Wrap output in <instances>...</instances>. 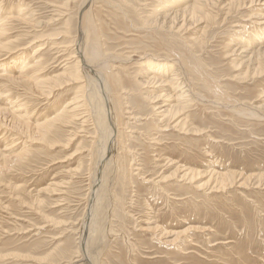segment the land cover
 <instances>
[{
	"label": "rangeland",
	"instance_id": "1",
	"mask_svg": "<svg viewBox=\"0 0 264 264\" xmlns=\"http://www.w3.org/2000/svg\"><path fill=\"white\" fill-rule=\"evenodd\" d=\"M166 1H94L116 143L97 264H264V65L248 69L241 57L247 43L264 46V0H211L208 17L180 15L174 25L163 19L183 4L163 8ZM81 2L0 0L8 28L0 38V264H85L92 114L102 107L96 89L77 82L71 46ZM152 58L183 63L179 84L190 96L182 111L159 113L177 103L165 97L170 89L145 83ZM78 97L86 106L75 110Z\"/></svg>",
	"mask_w": 264,
	"mask_h": 264
},
{
	"label": "bare ground",
	"instance_id": "2",
	"mask_svg": "<svg viewBox=\"0 0 264 264\" xmlns=\"http://www.w3.org/2000/svg\"><path fill=\"white\" fill-rule=\"evenodd\" d=\"M94 1L95 0H82L81 4L79 5L78 14H77L78 15V33L76 35V40L73 41L74 44L71 46L74 48L73 51H74V54L76 55V57H75L77 60L76 63H78L80 66V72H78V74H77V82L78 83L83 82V84L86 82L89 85V87L88 86H86V87H88L90 90L93 89L92 91H94L96 89V91L101 96L100 104L102 107L101 112H100L99 106H98V108L96 110H94L93 114H92V117H94V120H95V128H96L97 134H98L96 141L93 142V144L96 145L97 160L95 161V168H94V183L92 184V187H91L92 193L89 194V195H91V199H90L89 204H88L87 214L85 216V219H84V221L82 223V227H81V238H80V247L79 248L82 251L83 261L85 262V264H97V256L94 254L95 251L93 250V248L98 244V242L102 241L103 235H105L104 234L105 233L104 228H105V223L107 220L106 219V217H107L106 216V208H108L107 207L108 199L106 198L107 192H108V181H109V179L112 176V173L114 171V166H115L114 163L115 162H114L113 158H114V153H116V152H114V148H115L116 143L114 140L115 139L114 138L115 137V129H114L115 124H114V118H113V103H112V98H111V96L107 90V87H109L108 86L109 82H106V80H105L106 78L105 79L103 78V76H105V74L102 76V71H107L110 68V63H109L108 59L103 56L104 53L102 54L100 40L97 36L96 26H95L94 19H93L94 18V16H93ZM210 1L211 0H170V1H166L165 4H163V8H166V7L169 8L170 6H173L172 8L178 9L177 7H174V5L177 3H182L183 5H181V4L180 5L182 6L183 9L181 8V10H178V11L175 10V12L172 15L168 14L166 17H164V19L162 18L163 23L166 19H168V23H172L174 25L175 21L178 19V17L180 15L183 18V22L186 19L188 22H191V23L192 22H199L200 20H202V19H204L210 15V12L208 11V6L211 5V4H209ZM230 1L232 2V4H234V3L239 4V6H241V7H246L248 3H249L248 6H250V7L252 4H254L253 3L254 0H251L248 2H245V0H230ZM234 1H236V2H234ZM25 7H27V6H25ZM178 7H180V6H178ZM172 8H171V10H172ZM21 9L22 8H19V11H21ZM209 9H211V8H209ZM57 10H58L60 15H65V11H63L62 9L61 10L57 9ZM21 14H22V12H21ZM26 16H28V17H26ZM26 16L22 17V15H20V18L18 17V20L20 19V20H22L21 22H26V23L30 24L31 26L39 24V23H37V21L34 22V19H33L34 17L33 18H32V16L29 17L28 14H26ZM5 18H7V17H5ZM260 19H262V18H260ZM3 22L4 21H2V17L0 16V38H1V35H3V34L5 35V33L8 30L7 24L5 27L4 26L5 22L4 23ZM173 25H172V27H173ZM261 25H264V24H260L259 28H261ZM259 31H260V29L258 30V33H260ZM263 36H264V34L261 35V38H263ZM251 38H253V36ZM263 40H264V38H263ZM249 46H250V44L247 43L245 45V48L243 47V50H241V53H246V52L248 53L245 56H241L242 58H245V60L247 61L243 64H246L248 69L250 68V66H255L256 67L255 69L260 70L259 67H263V65H264V46L261 50L256 49L257 51H254V48H250ZM65 48H66V46H65ZM239 55H241V54H239ZM72 57H74V56H72ZM67 59H69V58H67ZM178 62L172 63V62H169V60L166 61L163 59H158V58L153 59L152 58L148 63L149 65L147 64V67H150V70L145 71L143 73V78H145L146 84L147 83L156 84L162 90V92L165 91V88H167L168 90L170 89L171 91L169 93V96H165V97L172 98L173 101H176V103H177V105L172 106V107H170L169 104H168V106H162V107L160 106V108H159L160 112L159 113L162 116H163V114L164 115L170 114L175 109L178 110L179 112L182 111L186 107V105L189 101L190 95H188V93L190 91H188V93H187L186 91H184L183 88H181V85L179 84V80H180L179 76L181 75V76L187 78V71H186L185 67L183 66V63H178ZM177 64H179V65L176 66ZM26 66L27 65L25 63H23V65L21 64L20 65L21 68H20L19 72L23 73V72H25L24 70H26L27 68L30 67V66L29 67H26ZM112 67H111V69H112ZM169 71H170V73H168ZM15 72H16V70H15ZM66 72L68 73V71H66ZM26 75H28V74H26ZM72 76H74V75H72ZM166 77L167 78L169 77V79H167ZM73 79H75V78H73ZM46 80L49 81L48 78H46L44 81H46ZM93 81L95 82V84H93ZM182 81H184V80H182ZM40 82H42L41 79L38 81V84H40ZM42 83H45V82H42ZM45 84H47V83H45ZM46 87H48V85ZM52 88H53V86H52ZM52 88H50L51 90L50 89H47V90H49L51 92V91H53ZM78 88L80 89V87H78ZM79 93H81V92H79ZM82 93H84V92H82ZM93 95H92V93H88L86 95H83V98L85 99V103H87V102L91 103V105L93 107H96L94 105V101H95L94 96L95 95L94 96ZM72 102H74V104H75V107H74L75 110L78 109V107H81L82 105L85 104L84 103L80 106L79 97L77 99H75V101L72 100ZM95 104H97V103H95ZM84 106H86V105H84ZM164 108H166V109L163 110ZM74 109H72V110L75 111ZM66 110H67V108H66ZM72 110H71V112H72ZM102 112H103V114H102ZM237 112L245 114V115H249V116H258L257 112L253 111V110L251 112L249 111L247 113L246 110L241 111V109H240ZM72 114H74V113L72 112ZM88 114H89V112H88ZM76 116H77V114H76ZM80 116H82V114H80ZM85 116H86V113H85ZM78 118H80V117L78 116ZM84 119H86V118H84ZM83 123H85V122H83ZM94 133H95V131H94ZM86 137L88 138V136H86ZM92 138H95V137H92Z\"/></svg>",
	"mask_w": 264,
	"mask_h": 264
}]
</instances>
